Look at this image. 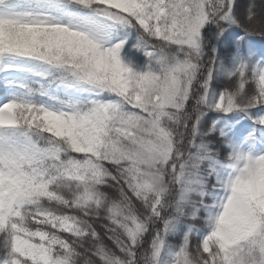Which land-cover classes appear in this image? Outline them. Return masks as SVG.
I'll list each match as a JSON object with an SVG mask.
<instances>
[{
	"label": "snow or ice",
	"instance_id": "6c2138e0",
	"mask_svg": "<svg viewBox=\"0 0 264 264\" xmlns=\"http://www.w3.org/2000/svg\"><path fill=\"white\" fill-rule=\"evenodd\" d=\"M0 264H264V0H0Z\"/></svg>",
	"mask_w": 264,
	"mask_h": 264
},
{
	"label": "trees",
	"instance_id": "16d2710c",
	"mask_svg": "<svg viewBox=\"0 0 264 264\" xmlns=\"http://www.w3.org/2000/svg\"><path fill=\"white\" fill-rule=\"evenodd\" d=\"M247 2V0H238V3L240 5V10L242 11L243 10V6L244 4Z\"/></svg>",
	"mask_w": 264,
	"mask_h": 264
}]
</instances>
